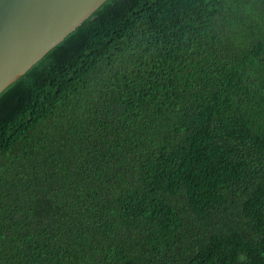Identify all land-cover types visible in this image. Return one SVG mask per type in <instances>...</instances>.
Wrapping results in <instances>:
<instances>
[{"label":"trees","instance_id":"1","mask_svg":"<svg viewBox=\"0 0 264 264\" xmlns=\"http://www.w3.org/2000/svg\"><path fill=\"white\" fill-rule=\"evenodd\" d=\"M0 264H264V0H106L2 91Z\"/></svg>","mask_w":264,"mask_h":264},{"label":"water","instance_id":"2","mask_svg":"<svg viewBox=\"0 0 264 264\" xmlns=\"http://www.w3.org/2000/svg\"><path fill=\"white\" fill-rule=\"evenodd\" d=\"M106 0H0V93Z\"/></svg>","mask_w":264,"mask_h":264}]
</instances>
